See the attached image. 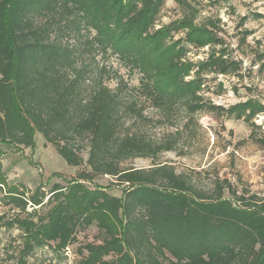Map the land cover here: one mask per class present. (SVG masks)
<instances>
[{
	"label": "trees",
	"instance_id": "obj_1",
	"mask_svg": "<svg viewBox=\"0 0 264 264\" xmlns=\"http://www.w3.org/2000/svg\"><path fill=\"white\" fill-rule=\"evenodd\" d=\"M167 1L0 0V141L32 147L40 133L68 164L88 168L67 186L56 183L47 194L39 189L29 196L6 187L0 160L2 199L18 209L3 226L23 233L16 264H29L38 248L65 251L93 225L101 240L78 247L75 264H264V199L238 195L218 180L213 192L200 190L168 163L123 164L176 147L175 140L157 142L123 129L128 116L150 120L141 99L167 119L184 109L186 126L205 109L253 127L257 115L264 117V102L256 98L228 107L205 100V75L236 73L241 62L224 46L220 19L197 22L203 0H174L182 15L157 26ZM190 47L209 50L194 61ZM99 54L115 55L139 73L129 97L122 94L123 79L108 84L112 76ZM257 141L264 145V137ZM97 175L127 188L116 195L107 186H87Z\"/></svg>",
	"mask_w": 264,
	"mask_h": 264
},
{
	"label": "rangeland",
	"instance_id": "obj_2",
	"mask_svg": "<svg viewBox=\"0 0 264 264\" xmlns=\"http://www.w3.org/2000/svg\"><path fill=\"white\" fill-rule=\"evenodd\" d=\"M199 6L197 22L204 23L209 18L220 19L217 31L224 40V46L231 58L241 62V69L236 73L205 75V100L225 107L249 98L264 102V58L261 59L264 56V0H230L229 4H213L203 0ZM182 13L183 8L176 1L168 0L162 8L157 26L179 18ZM244 17L246 19L243 21ZM208 50V47H190L188 57L194 61L202 59ZM97 58L110 70L112 77L108 84L116 87L120 78L123 79L122 84L125 85L122 94L129 97L131 90L128 88L139 84V73H131L115 55L99 54ZM220 83L223 84L222 89ZM141 100L145 106L144 114L150 120L144 122L128 116L123 129L145 132L157 142L175 140L176 147L154 159H129L123 163L125 166L150 167L154 163H168L178 173L192 178L200 190L213 192L218 180L224 185L231 184L238 195L256 194L259 199H264V145L257 141L264 137V117L261 114L255 117L256 126L253 127L243 119L205 109L195 114L186 126L184 109L179 107L167 119L149 102ZM82 154L87 159L88 150L83 149ZM0 160L7 179L6 187H18L29 196L39 189L47 194L56 183L67 186L80 170L87 168L68 164L40 133L36 134L32 147H19L0 141ZM114 181L110 175H97L93 181L87 182V186H107L111 193L121 195L127 185ZM4 191H0V264H16L23 233L16 225L3 226L18 212L2 199ZM228 191L224 192L225 197L230 196ZM33 208L29 204L27 211ZM46 209L44 207L40 212ZM20 214L23 216L25 213ZM101 237L102 233L95 225L83 228L78 232L76 243L65 251L56 252L50 246L38 248L28 256L29 264H75L81 256L78 247L87 242H99ZM168 262L165 261V264Z\"/></svg>",
	"mask_w": 264,
	"mask_h": 264
}]
</instances>
